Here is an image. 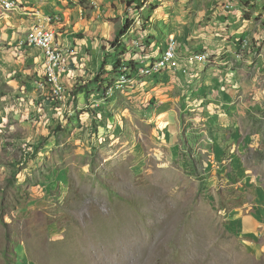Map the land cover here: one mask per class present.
<instances>
[{
  "label": "rangeland",
  "instance_id": "obj_1",
  "mask_svg": "<svg viewBox=\"0 0 264 264\" xmlns=\"http://www.w3.org/2000/svg\"><path fill=\"white\" fill-rule=\"evenodd\" d=\"M237 4L264 23L263 0ZM123 62L87 63L70 86L62 74L65 98L51 112L39 107L43 97L55 100L43 72L45 95L23 110L57 113L51 138L3 129L0 264H264L231 215L264 192V110L254 123L244 114L230 130L236 138L221 137L215 154L208 121L168 127L137 88L115 90L93 114Z\"/></svg>",
  "mask_w": 264,
  "mask_h": 264
},
{
  "label": "crops",
  "instance_id": "obj_2",
  "mask_svg": "<svg viewBox=\"0 0 264 264\" xmlns=\"http://www.w3.org/2000/svg\"><path fill=\"white\" fill-rule=\"evenodd\" d=\"M15 1L12 9L0 6V82L5 81L0 87V146L5 140L3 129L9 133L20 130L33 138L53 136L50 130L52 123L58 122L57 113L43 109V115L33 117L23 110L36 105L41 93L45 95L42 79L47 72L43 50L20 41L38 23L52 26L48 17L54 15H60L57 24L52 22L57 25V41L70 50L64 78L68 86L72 77L85 74L87 63L93 67V62L105 57L134 62L143 53L155 58L167 47L170 36H175L183 57L181 68L147 76L132 89L155 100V117L168 127L186 118L208 121L205 130L213 137L212 154L221 137L229 144V139L236 138L230 130L244 114L254 123L264 110V23L254 24L242 16L237 0H146L133 9L126 8L122 0ZM226 3L233 8H226ZM127 20L131 25L119 36ZM245 40L249 42L247 53L239 59L235 53ZM203 49L211 50L213 59L195 69L187 58ZM16 72L19 79L13 77ZM79 94L85 97L84 92ZM96 99L93 96L91 101ZM41 102L39 107L49 106L50 112L57 104L52 98L43 97ZM254 198L245 213L236 208L231 215L237 219L236 226L247 238L249 249L259 256L264 255V192Z\"/></svg>",
  "mask_w": 264,
  "mask_h": 264
},
{
  "label": "built area",
  "instance_id": "obj_3",
  "mask_svg": "<svg viewBox=\"0 0 264 264\" xmlns=\"http://www.w3.org/2000/svg\"><path fill=\"white\" fill-rule=\"evenodd\" d=\"M0 6L4 9H12L16 6L15 0H0ZM226 8L231 9L233 5L226 3ZM60 20V15H54L48 17L52 26L38 23L31 32H29L26 38L20 41V44L24 46H37L41 48L45 54L46 72L53 85L54 97L56 102H62L65 98V89L62 84L61 75L67 72L66 62L69 49L63 47L57 41V23ZM54 21L56 24L54 25ZM54 22V23H52ZM249 42L244 41L240 50L235 53L236 57L244 58ZM178 42L175 36H170L167 43V47L160 53L159 56L153 58L145 53L137 57L134 62H123V64L117 70V76L115 81L104 87L103 89V101L100 99V103H95L94 112H98L97 106H101L106 109L108 104L106 99L111 98L115 90L122 88L134 87L138 83L142 82L147 76H154L161 73L166 69H178L181 68L183 63V57L178 50ZM213 59V53L209 49H203L198 52L190 54L187 58V62L195 69L199 64L210 63ZM187 71V68H184Z\"/></svg>",
  "mask_w": 264,
  "mask_h": 264
},
{
  "label": "trees",
  "instance_id": "obj_4",
  "mask_svg": "<svg viewBox=\"0 0 264 264\" xmlns=\"http://www.w3.org/2000/svg\"><path fill=\"white\" fill-rule=\"evenodd\" d=\"M136 2H139L141 3V5H143L145 3V0H130L129 4H134ZM137 7H140V5H138ZM130 25H131V22L127 20L124 27L118 31V35L120 36L124 34L129 29Z\"/></svg>",
  "mask_w": 264,
  "mask_h": 264
}]
</instances>
